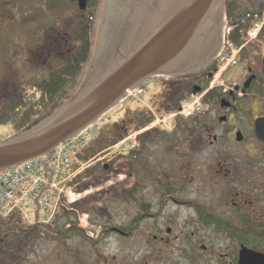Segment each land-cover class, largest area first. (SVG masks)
Here are the masks:
<instances>
[{
  "label": "rangeland",
  "instance_id": "1",
  "mask_svg": "<svg viewBox=\"0 0 264 264\" xmlns=\"http://www.w3.org/2000/svg\"><path fill=\"white\" fill-rule=\"evenodd\" d=\"M111 1L101 0L95 7L94 20H91L93 43L89 61L76 76H70L63 90L57 87L59 93L53 100L46 97L45 92L56 91L54 85L61 79L59 76L65 74L69 59L85 47L87 26H83V23L90 13H77L74 0H62L60 8L56 10L52 9L51 4L54 2L49 0L45 3L29 0L28 4H10L7 7L12 11L11 14L5 10L3 1L0 2L2 16L10 15L8 25L2 28L14 29L9 33L0 28V60H12L11 67L8 65L6 68L3 63L0 66V77L3 79L0 82V144L33 130L76 97L98 59L105 22L112 12ZM226 1V6L234 10L231 20H237V25L241 27L243 43L247 46L251 44L247 47L246 61L258 70L264 56V0ZM35 5H44L43 12ZM11 15L14 16L13 20ZM228 16L222 28L226 31L227 43L235 44L228 37L237 27L232 25ZM41 26L47 28L49 36L58 34L64 37L66 45L62 53L57 49H48L41 56L37 55L36 45L40 44L38 32ZM28 29H32V49L25 50L28 38L25 33ZM8 47L15 51L12 52ZM231 47L227 45L223 55L229 57ZM239 57L237 62H240ZM252 58L255 59L253 63ZM233 66L232 61L219 74L215 71L210 81L205 83L194 80L191 86L203 84L205 89L217 90L225 83L233 87L237 81V72ZM9 77L20 84L11 101L9 97L12 94L2 97L8 89L6 83ZM142 84L146 87L142 96L136 95L127 101L126 96L100 120V124L97 123L99 125L96 124L95 131L100 135L92 145H88L90 147L81 151L72 167L73 176L69 186L66 189L64 187L67 193L62 197L55 217L49 224L32 226L19 214L14 219L0 220V264L89 263L90 254L96 250L82 237L67 238L63 243L57 240L62 231L66 235L71 232L70 229L74 227H69V224L76 225L75 230L87 227V224L90 227L91 224L96 228L93 230L95 234L100 231V226L106 229L104 240L100 245L97 244L102 252H124L127 248L134 251L135 247H139L138 239L124 242L109 232L110 227L130 225L144 206L156 209L157 203L166 197L164 195L168 188L175 190L173 197L180 201L197 200L211 206L232 203V200L245 201L246 204L241 202V205L246 208V215H250L244 217V221L241 220V230L256 235L264 234V158H251V155H256L254 149L247 147V151L245 147L230 142L224 132L229 130V126L219 122L221 114L219 103L215 101L217 93L206 99L203 91L194 94L191 90H180L183 98L181 105L184 102L197 106L200 104L206 112V116L199 113L185 118L177 110H171L169 104V98L180 97L174 88L178 91L183 82L165 76ZM11 107L14 109L10 112ZM142 118L151 120V124L139 129ZM25 119L30 120L31 124L28 122L25 125ZM246 119L241 120L243 124H247ZM37 121L41 122L32 128ZM123 125L128 129V136L135 138L136 146L124 153L118 148V143L111 142L107 149L101 151L104 143L118 136L117 127ZM206 125L213 126L211 137L203 135L201 131ZM213 136L218 140L215 141ZM230 173L240 175L239 184L234 181L231 183L230 180L225 185V181L218 177ZM171 208L172 211L179 209ZM179 214L183 219L185 213L181 211ZM142 226L137 235L140 237V233H143L140 241L144 245L148 241L154 242L152 238L145 240L152 234L151 223L146 222ZM36 230L42 234H33L32 231ZM76 232L79 234V231Z\"/></svg>",
  "mask_w": 264,
  "mask_h": 264
},
{
  "label": "flooded vegetation",
  "instance_id": "2",
  "mask_svg": "<svg viewBox=\"0 0 264 264\" xmlns=\"http://www.w3.org/2000/svg\"><path fill=\"white\" fill-rule=\"evenodd\" d=\"M1 1L4 3L3 6L5 10L11 14L12 11L7 5L16 3L28 4L29 0H0V2ZM40 1L45 3L48 0ZM49 1L54 2L51 4L53 10L60 8L62 0ZM74 1L73 4H75L77 13H90L88 18H86V22L83 23V26H87L85 34L86 32L89 33V40L92 44L93 34L91 20H94L95 7L101 3V0H86V2H84V9L80 4L82 0ZM224 1V19L216 18L213 22L208 23L209 26L201 28L202 30L199 34V38L196 40L197 42L194 45L192 44V47L196 46L191 52L192 55H187V52L184 53L179 60L182 68L179 71H172V75L167 77L177 82H183L179 87L182 91L189 92L191 90L193 93L194 91L197 93L203 91L206 99H208V96L212 92H214V95L217 93V100L215 101L219 103L221 114L219 122L229 126V130L224 132L230 142L236 143L239 147H245L244 149L247 151V147L254 149L256 155L254 154L250 157L254 159H263L264 142L259 141L258 136H264V130L258 134L257 122L264 120V56L262 59V66H259L257 70L253 68V66H250L245 58V54L248 50L247 47H250L251 44H248V46L242 44L239 47L236 44H231V55L229 57L223 55L227 45L230 47L227 43L226 36L224 37L226 31L222 29L225 17L228 16L227 1ZM35 6L38 7L39 5ZM39 7L41 12H43L42 9H44L45 6L40 5ZM29 14L31 15L32 12ZM2 15L0 3V28L10 33L14 30L13 28H2V26L8 25L7 22L10 19V15ZM26 16H28V14H26ZM12 18L14 19V16L11 15V20H13ZM38 34L40 37V44L36 45L37 55L39 54L41 56V53H44L48 49H57L58 52L61 53L64 51V45L66 44L62 35L60 36L57 34L55 36H49L45 26L39 28ZM25 35L28 37L25 50L32 49V29L26 30ZM222 37L225 39L223 40ZM240 37L244 40L242 36ZM9 38L11 39V35ZM256 46L258 47L259 45ZM10 48H12V46H10ZM11 51L14 52L15 50L12 49ZM235 51L238 53H235ZM238 57L240 62H237ZM226 58L229 60L233 59V69L237 72V81L235 80L236 82L233 87L226 86L225 83L217 90L212 88L205 89L203 84L200 86H191L194 80L206 83L214 78L215 71L216 74H219L221 70H225L231 63ZM251 60L252 63L255 62L254 58ZM11 61L6 62L0 60V66L1 63H3L6 68L8 65L11 67ZM160 77L165 76H159V78ZM2 80L3 79H1L0 82H2ZM248 83L249 86L246 87ZM6 84L8 85V89L5 90L6 93L2 97L6 98L12 94V97H9L11 101L15 98V93L20 84H16L11 79L8 80ZM48 95L49 93L46 91L45 96L48 97ZM13 109L14 108L11 107L10 112ZM204 111L205 108L203 106V110L200 114L206 116V112ZM31 117L32 116H30V118ZM245 118H247V121H245L247 124H243L241 121ZM30 120L25 119V125H27L28 122L30 123ZM22 127L20 129H22ZM12 130L15 131L14 128H12ZM213 130V126L210 127L206 125L202 127L201 131L203 135L208 134V137H211L210 132ZM213 139L215 141L218 140L216 136H213ZM218 177L225 181V185H227L226 183L229 184L230 180L231 183L234 181L238 184L240 181V175H231V173L230 175H218ZM237 187L239 186L235 188ZM165 193L166 195L164 196L166 197L157 203L156 209H152L149 205L144 206L142 212L138 214L137 218L131 221L132 223L130 225L110 227L109 232L124 242L134 241V239L137 238L138 240H135L139 244V247H135L134 251L129 248L124 252L121 251L116 253L100 251L97 244L99 243L100 245L104 240V235L107 230L100 226V231H97L98 233L95 234L93 230L96 228L91 224L90 227L88 224L87 227H80L81 229L78 230H75V228H77L76 225L71 224L72 226L69 225V227H74L70 229L71 232L66 235L64 231H62L57 237V240L63 243L67 238L74 239L76 237H82L86 243L94 246L96 251L90 254L89 263L87 264H241L240 255H242L243 251L264 255V234L256 235L254 232L247 230L243 231L240 228L241 220L244 221L245 218L250 215L248 213V215H246V211L244 210L246 209L243 206V204H246L245 201L232 200V203L211 206L197 200L180 201L173 197L176 192L172 188L166 189ZM241 202L243 203L242 205ZM171 207L179 209H173L172 211ZM181 211L185 213L183 219L180 218L181 215L179 213ZM146 222L151 223L152 234L145 240L148 241V239L152 238L154 242L148 241L147 244L144 245L142 243L143 241L139 239L144 236L143 233H140V237L137 235L139 234L140 228L142 230V224ZM76 231H79V234H77L78 232ZM133 244L134 243H131L130 245Z\"/></svg>",
  "mask_w": 264,
  "mask_h": 264
},
{
  "label": "water",
  "instance_id": "3",
  "mask_svg": "<svg viewBox=\"0 0 264 264\" xmlns=\"http://www.w3.org/2000/svg\"><path fill=\"white\" fill-rule=\"evenodd\" d=\"M84 2L86 0L80 2L83 9ZM224 6V0H167L162 15L156 14L150 33L143 39L139 37L128 49L120 47L114 36L105 34L110 25L108 16L98 59L82 89L53 117L0 144V172L49 158L58 146L96 124L114 109L128 90L152 78L171 76L172 71H179L181 56L186 52L192 55L196 47L192 44L197 42L201 28L209 26L208 23L216 18L224 19ZM109 41L113 42L110 46L106 44ZM257 125L259 134L264 130V120L258 121ZM258 137L264 142V136ZM240 256L241 264H264V255L243 251Z\"/></svg>",
  "mask_w": 264,
  "mask_h": 264
},
{
  "label": "built area",
  "instance_id": "4",
  "mask_svg": "<svg viewBox=\"0 0 264 264\" xmlns=\"http://www.w3.org/2000/svg\"><path fill=\"white\" fill-rule=\"evenodd\" d=\"M229 45L231 46L230 43ZM227 60L232 62L233 59ZM145 92L144 87L135 88L128 91L125 100L136 95L142 96ZM202 110L200 104L197 106L184 102L177 113L188 118L199 114ZM95 128L96 124L62 143L49 158L44 157L1 171L0 220L19 214L23 219L28 220L30 225L50 223L55 217L62 197L67 193L65 189L72 179L71 170L79 154L99 135ZM134 146H136L135 138L129 136L118 145V148L121 152H127Z\"/></svg>",
  "mask_w": 264,
  "mask_h": 264
},
{
  "label": "bare ground",
  "instance_id": "5",
  "mask_svg": "<svg viewBox=\"0 0 264 264\" xmlns=\"http://www.w3.org/2000/svg\"><path fill=\"white\" fill-rule=\"evenodd\" d=\"M110 25L105 29L108 37L114 36L117 44L128 49L150 33L156 14L162 15L167 0H113ZM107 45H112L109 41ZM133 45V46H132Z\"/></svg>",
  "mask_w": 264,
  "mask_h": 264
},
{
  "label": "trees",
  "instance_id": "6",
  "mask_svg": "<svg viewBox=\"0 0 264 264\" xmlns=\"http://www.w3.org/2000/svg\"><path fill=\"white\" fill-rule=\"evenodd\" d=\"M233 12H234V10L233 9L231 10L228 7V13H229V16L228 17L230 18V20H231V17L230 16H232V13ZM231 22H232V25L233 26H236L237 28H234L233 29V31L230 33V35H229L228 38H230L231 41L233 43H235L236 45H238V47H239L242 44H244L243 43L244 40H242L241 37H240V36H242L241 33H240L241 32V27H240V25H237V20H231ZM90 44L91 43H90V40H89V33L86 32V41H85V44H84L85 47L83 49H80L79 50L80 52L78 54H75V55H72L71 56V58L69 59V64L67 66L68 68L66 69L65 74H63V76L62 75L59 76V78H61V79L57 80L56 81V84L54 85V89L56 91L49 93V95H48V97H50L49 99L53 100V98L58 93V91L61 90V89L63 90V88L67 86V84H68V82L70 80V76H72V77L73 76H76L81 71V69H82L81 67L83 66V64H85V63H87L89 61L90 51H91V46H92ZM57 87H60L59 90L57 89ZM174 90H175V93H178L179 92L180 97H171V98H169V101H170L169 104H170V106L172 108L171 110H178L180 108V106H181L180 102L183 100V98H181L180 89H178V91H177V89L174 88ZM211 95L213 96L214 95V92H212L208 96V98ZM171 103H173V104H171ZM140 121H141V124L138 125L139 129L144 128L147 125L151 124V120H149L147 118H142ZM40 122L41 121L35 122L34 125H32V128L33 127H36L37 125H39ZM116 132L118 133V136L117 137L116 136L113 137V141H109L108 143H104V146H103V148H102L101 151L107 149L109 147V145H110L111 142H113L112 144H114V143L116 144V143H119L120 141H122L124 138L128 137V129H125V125L121 126L120 128L117 127ZM97 139H98V137H97ZM15 217H16V214L13 215L11 218L14 219ZM69 225H71V224H69ZM36 228L39 229L38 227H36ZM32 232L35 235L37 233L42 234L41 231H37V230L36 231H32ZM47 232H49V231H47ZM21 233H24V232L21 231Z\"/></svg>",
  "mask_w": 264,
  "mask_h": 264
}]
</instances>
